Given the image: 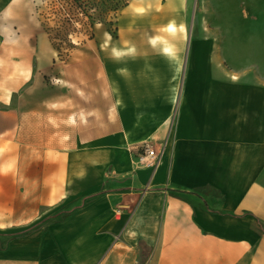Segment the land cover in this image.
<instances>
[{"label":"crops","instance_id":"crops-1","mask_svg":"<svg viewBox=\"0 0 264 264\" xmlns=\"http://www.w3.org/2000/svg\"><path fill=\"white\" fill-rule=\"evenodd\" d=\"M188 1L127 0L114 35L72 45L40 0H0V153L48 143L17 201L73 206L3 235L0 264H264V38L228 69L219 40L185 37Z\"/></svg>","mask_w":264,"mask_h":264},{"label":"rangeland","instance_id":"rangeland-1","mask_svg":"<svg viewBox=\"0 0 264 264\" xmlns=\"http://www.w3.org/2000/svg\"><path fill=\"white\" fill-rule=\"evenodd\" d=\"M40 1L45 8L42 17L55 25L56 38L79 45L85 39H94L99 25L106 26L114 35L117 14L127 0ZM187 7L189 37L219 40L218 49L222 51L228 69L238 71L245 62L243 51L250 49L245 46V40L264 38V0H189ZM10 82V79H0V91L9 88ZM1 100H7L5 94H0V130L10 118ZM39 146L47 148L48 143L9 142L7 151L3 149L0 153V246L12 235L29 227H39L49 218L61 216L73 207L67 206L59 212L39 208L23 214L26 208L23 201H17L16 183L26 182L32 173L30 170L27 174L16 172L18 167L31 163L30 157ZM3 235H7V239Z\"/></svg>","mask_w":264,"mask_h":264},{"label":"built area","instance_id":"built-area-1","mask_svg":"<svg viewBox=\"0 0 264 264\" xmlns=\"http://www.w3.org/2000/svg\"><path fill=\"white\" fill-rule=\"evenodd\" d=\"M164 148V145H159L153 142H146L136 148V160L139 165L154 169L160 158V152Z\"/></svg>","mask_w":264,"mask_h":264},{"label":"clouds","instance_id":"clouds-1","mask_svg":"<svg viewBox=\"0 0 264 264\" xmlns=\"http://www.w3.org/2000/svg\"><path fill=\"white\" fill-rule=\"evenodd\" d=\"M151 43L153 44V45H155L156 44V40L155 39H153L152 41H151ZM131 51V50H130ZM165 52L167 51L166 49L164 50ZM122 55H124V53H122V52H120V51H117V50H113V56L115 57V58H120Z\"/></svg>","mask_w":264,"mask_h":264},{"label":"bare ground","instance_id":"bare-ground-1","mask_svg":"<svg viewBox=\"0 0 264 264\" xmlns=\"http://www.w3.org/2000/svg\"><path fill=\"white\" fill-rule=\"evenodd\" d=\"M169 3L172 2L173 5H175L179 0H167ZM172 28V26H169V29ZM185 37L188 38L189 37V31H187L185 33Z\"/></svg>","mask_w":264,"mask_h":264}]
</instances>
